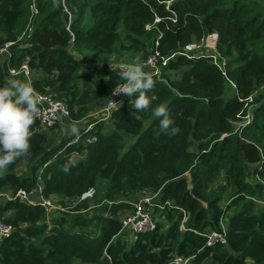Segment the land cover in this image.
<instances>
[{"label": "trees", "instance_id": "16d2710c", "mask_svg": "<svg viewBox=\"0 0 264 264\" xmlns=\"http://www.w3.org/2000/svg\"><path fill=\"white\" fill-rule=\"evenodd\" d=\"M31 1L0 0V49L13 42L0 58V87L12 78L27 81L8 73L26 62L29 82L62 100L68 120L100 109L118 80L116 69L95 68L79 56L101 61L126 53L143 60L156 39V49L167 56L216 33L224 73L209 56L177 55L161 67L160 78L153 76L145 112L135 113L133 94L106 120L89 121L92 127L79 129L78 138H60L58 124L42 129L36 121L29 155L0 172V193L42 184L44 197L70 200V212H79L90 205L73 200L94 187L102 208L90 217H58L48 226L42 206L2 198L0 220L15 230L0 240V264H170L176 255L189 257V264H264V205L251 199L264 188V105L239 133L233 124L238 112L245 113L239 98L264 99V0H67L74 12L69 27L51 0H36L31 35L17 40ZM227 84L232 97H226ZM161 103L180 129L175 136L155 135L153 109ZM25 159L29 171L18 174ZM68 161L74 165L65 174L61 166ZM138 192H158L161 201L184 209L186 229H180L179 209L155 208L152 215L164 221L156 218L155 228L137 232L131 244L120 238V215L132 211L122 198L134 200ZM221 220L226 243L206 245L200 233L220 230Z\"/></svg>", "mask_w": 264, "mask_h": 264}, {"label": "built area", "instance_id": "2783aa9c", "mask_svg": "<svg viewBox=\"0 0 264 264\" xmlns=\"http://www.w3.org/2000/svg\"><path fill=\"white\" fill-rule=\"evenodd\" d=\"M57 7H59L62 13L66 16L67 21L71 19V9L68 5L67 0H51ZM30 15L27 21L26 26L22 30L21 34L17 37V40H23L24 38H29L32 32V20L34 16L37 14V7H36V0H32L29 6ZM159 20L158 17H155L154 23ZM152 25H146V29H150ZM67 27H69V23H67ZM217 41V34L210 33L207 34L200 42H189L182 46L180 49L170 53L167 56L160 55L159 51L156 49L158 45V40L154 41V46L150 49L148 55L142 60L148 66L146 67L145 71H148L157 78H160L161 75V67L165 66L167 62L176 57L177 55H184L185 57L192 58L194 56H209L212 63L218 66L222 73H224V59L219 56V54L215 50V45ZM13 42H7L4 46L0 49V53L4 52L7 53V46ZM24 46H29V42L26 40L24 42ZM201 51H212V53L205 54ZM119 63L116 64L114 69L117 71L118 80L115 84L118 85L123 83L122 77L120 75V68ZM8 73L11 76L21 74L28 82L31 76L30 69L26 62H23L20 66L14 68H8ZM229 83L234 86L233 83L229 81ZM114 86V88H115ZM114 88L112 91H114ZM37 92V91H36ZM40 98V116L36 120L38 125L42 129L50 128L56 125L58 122H61L63 118H68V109L65 103L55 98L50 93H42L37 92ZM128 96L124 95H111L106 98L105 104L98 109L99 116H97L100 120H106L109 117L110 112L115 109L121 102H124ZM241 101H244V109L245 113L243 114L242 111L236 114V120L233 121L234 124V132H240L243 127L248 125L252 121V115L249 111V107L254 104L252 95L247 96L243 100L239 98ZM93 124H89L86 128L89 129L92 127ZM95 138L93 137L92 140ZM264 184V183H263ZM42 184H38L34 189L29 192L24 190H17L15 194H11L10 192L7 193H0L1 196L5 197L6 199H19L30 205H40L44 208L46 215L50 214L55 209H60V205L53 196L44 197L41 193ZM96 194V189L94 187H89L85 191H83L76 200H73V203H80L83 201L91 200ZM259 205H264V188L262 190V196L260 198H253ZM132 206V211L128 214L121 217V230L120 233L123 231L130 232L134 237L137 232H142L146 230H152L156 226V217L152 215V212L155 208H158L159 211L165 208L171 209H179L182 213V220L180 223V229L184 230L185 221L187 220V213L184 209L177 206L174 202L170 200H163L159 199V193L153 192L150 194H141L136 199L129 202ZM220 230L210 229L205 232H201L200 234L206 237V245L210 246L214 243H226V227L224 222L221 220L219 223ZM15 228L9 224L4 223L0 220V240L4 237L10 235ZM197 233V231L194 230ZM189 257H181V256H174L170 262V264H189Z\"/></svg>", "mask_w": 264, "mask_h": 264}, {"label": "clouds", "instance_id": "9594fccd", "mask_svg": "<svg viewBox=\"0 0 264 264\" xmlns=\"http://www.w3.org/2000/svg\"><path fill=\"white\" fill-rule=\"evenodd\" d=\"M147 66L139 56L131 63L119 65L123 83L116 85L112 91L113 96L132 97L135 94L136 98L131 103L135 113L147 111L152 104L147 93L154 88L155 81L152 74L145 71ZM39 105V94L31 82L12 78L7 81V86L0 87V172L5 171L18 158L29 155L31 128L40 116ZM153 115L159 119V129L155 133L157 137L161 133L171 137L180 132L179 127L174 126L166 104L157 105ZM134 117L137 121L141 119L140 115ZM71 132L77 138L80 135L75 126L71 127ZM73 165L74 161H68L61 166V170L67 174Z\"/></svg>", "mask_w": 264, "mask_h": 264}, {"label": "rangeland", "instance_id": "374dc122", "mask_svg": "<svg viewBox=\"0 0 264 264\" xmlns=\"http://www.w3.org/2000/svg\"><path fill=\"white\" fill-rule=\"evenodd\" d=\"M120 32V36L122 39H124L123 37V33H122V28L119 29ZM204 52V51H201ZM208 53H212V51H206ZM206 52H204L205 54H207ZM138 56V55H137ZM2 56H0L1 58ZM135 58H132L131 54H126L124 53V56H115L114 54L110 55L107 59H103L101 61H99L98 59H94L93 57H90L87 59V62L90 63L91 65L95 66V68H97V66L100 65H105L108 67H114L116 64H120V63H131ZM142 59V58H141ZM111 65V66H110ZM176 72H168L169 76L172 78L174 76ZM27 82V81H26ZM230 84V83H229ZM231 85V84H230ZM232 86V85H231ZM228 84L226 86V97H232L235 95V90L233 88H228ZM92 115H87L89 118H97L96 116H99L98 110H95L93 113H91ZM86 116V118H88ZM94 116V117H93ZM57 128L54 129V131L57 133V135L61 138V137H65V136H69L70 134H73L71 132V127L73 126H69L68 127V123L67 122H62V124L60 122L57 123ZM87 125L86 123H82L80 126H76L78 129H82L85 128ZM134 138H131L130 142L133 141ZM78 158L77 155H73V160ZM29 166L30 164L28 163V159H25L16 169V172L18 174L20 173H24V172H28L29 171ZM187 176V175H185ZM151 192H138L135 196L136 198L141 195V194H150ZM100 196L101 194L99 193L97 197H93L91 200H89V208L86 210H82L79 212H70L72 209V203L70 200H64V199H60L59 198H54L56 200V202L59 203L60 205V209H55L52 212H50V214L45 216V219H43V222L47 223L48 226H52V224L57 220L58 217H65L67 218L68 221L71 220V218L73 216H75L77 213H80L81 215H85L86 217H90L92 216L95 212H98L99 210H101V206L100 204H98L100 202ZM3 199H5V197L1 196L0 197V201ZM125 199L124 201H128L131 202L132 200H130V198H122ZM222 205H225L224 203H222ZM129 212H122L120 217L128 214ZM156 218H159L161 220H163V217H159V215L157 214V216H155ZM164 221V220H163ZM165 223V222H164ZM70 229H73V227H69ZM91 231L94 232L93 228H91ZM120 238H123L124 240H126V242L128 244H131V242L133 241L134 237L133 235L128 232V231H123L121 232V234H119Z\"/></svg>", "mask_w": 264, "mask_h": 264}, {"label": "crops", "instance_id": "0c3cea01", "mask_svg": "<svg viewBox=\"0 0 264 264\" xmlns=\"http://www.w3.org/2000/svg\"><path fill=\"white\" fill-rule=\"evenodd\" d=\"M73 15H74V12L71 10V19H69L68 21H67V18H66V16H64L65 18H66V24L67 23H69L70 24V22L72 21V18H73ZM3 54H5L4 52H2V53H0V56H2ZM87 56V55H86ZM85 56V57H86ZM84 56H79L78 58L80 59V60H84L85 62H87L86 61V59H84L83 58ZM94 59H96V58H94ZM178 73V72H177ZM233 88H234V86H232ZM93 113V112H92ZM89 115H92L91 113L89 114ZM88 117V116H87ZM94 117V116H93ZM97 117V116H96ZM95 118V117H94ZM92 120V118H86V117H84L83 119H81V120H79V121H71V120H68L67 118H63L62 120H61V124H62V122L64 121V122H67L68 123V127L69 126H80L82 123H86V125L88 124V122L89 121H91ZM91 124H93V123H91ZM81 129V128H80ZM252 167L253 166H250V169L252 170ZM250 180L251 181H254V175H250ZM134 237V236H133ZM134 240V239H133Z\"/></svg>", "mask_w": 264, "mask_h": 264}, {"label": "water", "instance_id": "95a60500", "mask_svg": "<svg viewBox=\"0 0 264 264\" xmlns=\"http://www.w3.org/2000/svg\"><path fill=\"white\" fill-rule=\"evenodd\" d=\"M121 64H127V63H120V65H121ZM261 105H264V99L261 100V101H259V102H257V103L252 104V105L249 107V111H250V113H251V115H252V119H253V115H254V111H255V109H257V108L260 107Z\"/></svg>", "mask_w": 264, "mask_h": 264}]
</instances>
